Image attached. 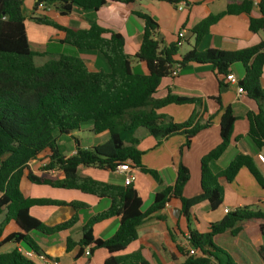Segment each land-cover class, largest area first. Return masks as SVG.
I'll list each match as a JSON object with an SVG mask.
<instances>
[{
  "label": "trees",
  "instance_id": "obj_1",
  "mask_svg": "<svg viewBox=\"0 0 264 264\" xmlns=\"http://www.w3.org/2000/svg\"><path fill=\"white\" fill-rule=\"evenodd\" d=\"M24 0H0V236L3 227L12 221L19 229L0 240L5 244L22 245L25 250L15 247L0 254V264H38L33 257H27L25 251L34 255H44L30 236L32 232L54 235L70 229L76 222L73 215L68 221L54 227H46L29 214L32 206H71L74 210L86 208L82 203L48 199L24 198L20 191V181L25 178L34 185H45L57 189H72L106 198L110 201L107 210L92 216L83 225L81 239L66 242V250L78 247L73 256L78 259L86 249L89 257L95 250L104 249L108 257L103 264H149L140 251L118 255L130 243L137 239L138 228L145 219L163 210L171 200H177L183 216L188 220L189 210L193 206L206 202L211 211L217 210L223 201L221 183L230 184L240 169L245 168L258 186L264 190V178L250 156L237 154L228 166L217 173L212 172L210 163L216 161L229 146L234 116L229 106L223 108L220 118V139L218 146L200 160L201 193L192 198L182 195L189 180L188 170L179 165L173 186L160 187L154 194L151 205L142 211V201L132 184L113 185L95 181L78 174L79 166L95 167L115 172L123 163L150 175L160 186V176L156 171L147 169L141 163V152L137 146L139 140L133 135L136 130L145 129L155 139L156 145L174 135H183L185 143L180 148H189L192 139L211 125V119L203 122L206 113L202 100L195 97L174 95L168 92L162 99L153 97L161 80L172 77L176 67L189 63L207 65L214 72L220 88L227 87L226 76L231 73L234 64H240L244 70L238 86L248 99L257 107L256 112H248L247 137L256 152H264V89L261 86L264 67V40L259 44L227 52L208 49L200 52L196 49L208 34V29L224 15L245 14L250 16L255 6L260 14L258 18H249V30L252 33H264V0H244L227 4L225 10L217 15H209L197 23L190 32L195 36L194 48L180 55L176 43L165 45L157 39L158 25L147 14L133 12L142 20L143 34L137 53L132 57L124 51V39L121 34L100 27L94 19L89 20L86 30L62 26L47 17H32L37 25L55 29L61 34L59 44L71 46L85 52H96L105 62L106 69L92 71L85 62L75 56L58 54L37 65V54L32 51L26 35ZM33 9L39 5L44 9L55 8L60 16H68L73 8L83 12L95 13L108 2L130 5L134 0H33ZM164 2L176 6L185 0H148ZM48 56L47 53H42ZM41 55V56H42ZM49 57V56H48ZM144 63L146 75L134 73L132 60ZM100 61V60H99ZM99 65V64H98ZM222 105L219 97L212 98ZM194 105L195 110L184 123H174L170 118L158 114V110L170 105ZM86 124L95 135L107 133L108 139L101 145L89 149L76 147L74 155L66 157L60 153L59 135H71ZM74 142L77 143L74 139ZM43 156L49 160L44 167H54L62 171L64 178L56 179L34 175L28 164ZM118 218L119 224L112 237L106 240L93 237V227L107 219ZM159 220L163 218L158 217ZM259 220V231L264 236V211L245 206L224 214L218 222L211 223L206 232L188 229L189 249L178 248L185 258L182 264H236L223 249L216 246L213 239L217 235L229 232L236 236L241 224ZM190 250L193 254H190ZM257 254L264 263V246L257 248Z\"/></svg>",
  "mask_w": 264,
  "mask_h": 264
},
{
  "label": "crops",
  "instance_id": "obj_2",
  "mask_svg": "<svg viewBox=\"0 0 264 264\" xmlns=\"http://www.w3.org/2000/svg\"><path fill=\"white\" fill-rule=\"evenodd\" d=\"M242 1L244 0H185L176 6L148 0H134L130 5L108 2L95 13L83 12L73 8L70 15L64 16L70 18L72 26H62L86 30L89 28V20L94 19L100 27L121 34L124 39L125 53L133 57L139 49L144 27L142 20L135 17L133 12H141L155 20L158 25L157 39L165 45L175 43L177 33L180 30L185 31L183 44L179 47V54L183 55L195 46V36L190 30L197 23L209 15H217L223 12L229 3ZM252 1L255 3V0ZM33 3V0H24L23 9L29 12L33 8ZM47 11L48 9L44 8L35 10L40 15L38 17L44 16L55 22L56 19L62 18L55 8H52L49 12ZM250 17H260L255 6L251 10L250 16L245 14L222 16L209 27L208 34L204 36L196 49L200 52L208 49L235 52L259 44L264 40V33L250 32ZM55 37L58 41L61 39L60 34L55 35ZM45 41L43 37L39 38L35 45L39 48L35 49L47 48L51 40L46 43ZM184 46H186V49H183ZM81 59L90 70L97 69L98 57L84 56ZM131 67L134 73L143 75L148 73L146 65L140 61L133 59ZM230 74L239 81L244 76V70L240 64H234L231 67ZM225 84H227V87L220 88L218 80L210 67L195 63H189L181 67L177 75L161 80L153 95L155 99L165 98L168 92L178 96L199 98L206 110L203 122L211 119V125L200 131L192 139L189 148H184L181 154L179 150L185 143L183 135H174L156 145L155 139L149 136L145 129L136 130L133 137L139 140L137 148L143 152L141 163L147 169L156 171L161 181L159 186L150 175L131 168L135 178L132 186L142 201V211H145L151 205L154 194L160 187L174 185L179 165L184 166L189 172V180L182 191L183 197L192 198L201 193L200 160L220 144V118L223 108L227 106L231 108L236 117L232 137L226 151L218 160L210 163V169L214 173L222 171L237 154H241L254 159L264 178V167L257 161L259 153L256 152L247 137L248 120L246 114L256 112L257 107L245 94H238L236 86L229 84L227 81ZM261 86L264 89V67L262 69ZM214 97H219L222 110L219 104L212 99ZM194 110L195 107L191 104H170L157 112L170 118L174 123H184ZM66 136L71 139V144L70 142L65 143L58 140L60 153L66 157L74 155L76 147L89 149L105 143L108 139L106 132L95 135L91 132L89 126L82 127ZM74 139L77 143L74 142ZM63 147L66 148V153L61 151ZM48 163L47 158L39 156L38 159L28 164V168L36 176L63 179L64 175L58 168L44 169ZM78 174L98 182L124 185L123 175L95 167L79 166ZM221 185L223 187V201L217 210L211 211L206 202H201L190 208L187 220L181 212L180 203L177 200H171L163 210L144 220L138 228L137 239L118 255L140 251L142 257L149 264H182L185 258L177 247L185 250L189 249L188 229L206 232L211 223L222 219L225 209L232 211L236 208L251 206L263 210L264 190L258 186L247 169H240L230 184L222 182ZM19 187L24 198L48 199L67 204L78 202L86 206V208L79 210H74L68 205L32 206L29 209V214L46 227H54L68 221L73 215L77 216V222L70 229L57 234L48 236L38 232L30 233L32 239L50 261L57 264H103L108 257V253L104 249L95 250L90 257L83 254L78 259H74L73 256L78 247L67 251L66 242L68 239L73 242H78L81 239L83 225L92 216L108 209L110 205L108 199L97 198L78 190L34 185L25 178L21 179ZM176 210H179L178 217ZM158 217L163 218V220H159ZM2 220L3 215L0 216V223ZM248 223L252 225L249 227ZM261 223L262 221L259 220L243 222L241 231L236 236L225 232L215 236L213 242L226 251L236 264H264L257 254V248L264 246V236L259 231ZM118 224V218H110L96 224L93 227V237L101 240L109 239L117 230ZM18 232V227L10 221L3 227L0 240ZM15 247H18L19 250H25L22 245L16 246L9 243L0 247V254L10 252ZM37 263L42 264L41 262Z\"/></svg>",
  "mask_w": 264,
  "mask_h": 264
},
{
  "label": "rangeland",
  "instance_id": "obj_3",
  "mask_svg": "<svg viewBox=\"0 0 264 264\" xmlns=\"http://www.w3.org/2000/svg\"><path fill=\"white\" fill-rule=\"evenodd\" d=\"M47 9H48L47 12H49V10H51L52 8L50 7V8H47ZM23 14H24L25 19H26L25 20V28H26V34H27V38H28L29 44L31 46V49L33 51L36 50L34 52L39 54L34 59L35 64L40 65V64L44 63L51 56H56L58 54H65V55L75 56V57H79V58H84V56H96L100 60L97 63V66H100L99 68H102L104 70L106 69L105 62H104V60L102 59L101 56H98L99 55L98 53L80 51V50H77V49H75V48H73L71 46L64 45V44H59L58 43V39H56L55 35H58L60 33H58L53 28L46 27V26H43V25H37L33 21H31L32 17L40 16L39 14H37L35 12V10L33 8L29 12L26 9H24ZM56 22L58 24H61V25H70V26H72V24L70 23V18L69 17L58 18V19H56ZM41 37H43V40L44 39L46 40L45 43L49 42L51 40L48 43L49 46L47 48H43V47L41 48L40 47V49H35V48H39L38 46H35V45L37 43L36 41L39 40V38H41ZM183 49H186V46H184ZM42 53L49 54L48 55L49 57L48 56H43ZM86 127H88V124H86L84 126V128H86ZM56 135H57L58 140L64 141L65 143H67V142H70V144L72 143L71 139L68 138V136L59 135V134H56ZM65 147H63L61 149V151L64 152V153L67 152ZM261 153H263V152H261ZM262 211H264V208H263ZM251 225L252 224L248 223L249 227Z\"/></svg>",
  "mask_w": 264,
  "mask_h": 264
},
{
  "label": "built area",
  "instance_id": "obj_4",
  "mask_svg": "<svg viewBox=\"0 0 264 264\" xmlns=\"http://www.w3.org/2000/svg\"><path fill=\"white\" fill-rule=\"evenodd\" d=\"M38 8L42 9L43 6L39 5ZM179 9H181V8H179ZM184 34H185V31L184 30H180L177 33V35H176V42L175 43H176V45L178 47H181L182 44H183ZM179 69H180L179 67H176V69L172 71L171 75L172 76L177 75L178 72H179ZM226 81L229 84L236 86L238 94H244L243 89L238 86V82L239 81L232 74H229V75L226 76ZM257 161L264 167V152L263 153L260 152L257 155ZM115 173L123 175V177H124L123 178L124 185L132 184V182L135 179L134 175L132 174V170H131V168H130L128 163L120 164L116 168ZM229 211L230 210L225 209L224 210V214L228 213ZM24 253H25V255L27 257H33V258H35L37 260V262H41L42 264H57V263H55L53 261L47 260L43 255H34L32 252L27 251V250ZM84 254H85V256L89 257V255H90L89 254V250L86 249ZM190 254H193V251L190 250Z\"/></svg>",
  "mask_w": 264,
  "mask_h": 264
},
{
  "label": "water",
  "instance_id": "obj_5",
  "mask_svg": "<svg viewBox=\"0 0 264 264\" xmlns=\"http://www.w3.org/2000/svg\"><path fill=\"white\" fill-rule=\"evenodd\" d=\"M176 212H177V217H178V215H179V210H176Z\"/></svg>",
  "mask_w": 264,
  "mask_h": 264
}]
</instances>
